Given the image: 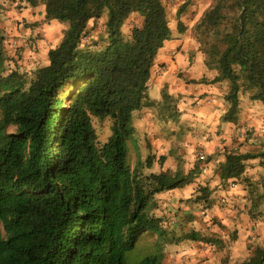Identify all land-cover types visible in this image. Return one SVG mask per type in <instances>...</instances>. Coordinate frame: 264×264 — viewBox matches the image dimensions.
Returning <instances> with one entry per match:
<instances>
[{
	"label": "trees",
	"instance_id": "obj_1",
	"mask_svg": "<svg viewBox=\"0 0 264 264\" xmlns=\"http://www.w3.org/2000/svg\"><path fill=\"white\" fill-rule=\"evenodd\" d=\"M21 1L43 7L44 20L65 29L47 64L30 77L5 73L0 34V264H163L160 242L139 261L126 259L140 235H166L161 218L149 213L153 198L189 185L195 175H144L137 167L142 162L132 168L127 160L133 114L151 105V70L171 40L163 3ZM132 15L141 24L124 37ZM102 17L104 46H84L88 25ZM177 28L182 32L180 21ZM195 29L204 65L216 75L193 83L227 84L221 120L235 124L241 96L264 104V0H214ZM169 99L163 91V105ZM92 118L112 120L102 145ZM223 152L215 170L221 183L238 180L250 159H263L264 167V151ZM164 160L148 155L144 166L157 161L162 167ZM260 185L264 202V179ZM205 191L200 188L196 199L204 201ZM238 264H264V248Z\"/></svg>",
	"mask_w": 264,
	"mask_h": 264
},
{
	"label": "rangeland",
	"instance_id": "obj_2",
	"mask_svg": "<svg viewBox=\"0 0 264 264\" xmlns=\"http://www.w3.org/2000/svg\"><path fill=\"white\" fill-rule=\"evenodd\" d=\"M161 2L165 7L171 32V40L168 43L180 41L179 46L173 48L174 53L170 56H175L183 50L182 53L191 63L197 56L202 55L196 25L205 12L212 7L214 0H161ZM179 9L182 13L177 18ZM178 21L182 24V32L177 28ZM140 24L141 19L138 16L129 17L122 28L124 37H128L132 28L139 27ZM64 29L65 25L56 21H45L41 6L30 8L21 0H0V34L3 37L5 73L17 70L30 77L34 70L47 64L48 50L59 44ZM83 40L84 46H104V17L88 25ZM165 73H167L165 65L155 62L151 72L152 82ZM172 77L186 83L183 72L173 73ZM226 89L227 84H219L217 104L218 108L224 111L226 105L223 95ZM150 94L153 96L152 93ZM149 100L150 106L143 107L135 113L134 123L137 130L127 142L129 165L135 168L138 162H142V165L137 166L140 173L144 175L158 173L161 167L157 161L148 169L144 166V160L148 155H154L157 160L160 156L159 152H164L165 160L162 165L171 164L172 167H177L174 172L168 168L166 171L171 174L186 175L194 170L195 175L192 183L186 188L188 198H180L172 205L164 201L166 206L157 195L153 198L149 213L153 217L161 218L166 235L163 240H158L150 233L140 235L135 248L126 256L128 262L139 261L153 248L154 243L160 242L163 264H173L175 255H179L180 252L183 254L188 252V260L195 257L194 262L199 261V264H232L233 261L239 260V257L235 255L236 242L242 236L241 234L245 235L248 232L251 235H247L244 239L246 246L252 249L257 246L264 248V216L261 215L262 213L259 214L264 212V202L258 198L262 192L260 182L264 179V167L261 166L263 159H250L252 163L246 165L245 174L236 181L221 183L215 173L224 160V149L232 152L239 151L241 145H238L237 133L243 137L250 134L245 131L248 129L240 124V121H243L240 115H237L236 123L229 130L232 132L231 135L223 137L227 131L222 129V126L216 125V121L214 124H205L204 121L188 120L186 125L178 124L181 116L179 110L182 106L179 98L170 96L169 102L165 105L162 101L157 104ZM240 102L242 105L245 104L244 108L249 105L244 112L248 114L250 111L252 120L257 119L258 114H264V104L251 101L247 95L241 96ZM197 103L201 105L200 100ZM250 104L253 106L250 107ZM247 109L249 111H246ZM191 114L196 113L192 112L189 116H192ZM153 120L155 127H151V131L154 134L149 136L150 130L145 133L140 129L153 125L151 122ZM92 125L97 135V142L100 145L104 144L110 136L112 120L92 118ZM185 137L197 141L195 145L190 146L188 156L184 152V148L187 149V147L181 142ZM213 138L219 139L217 142L219 144L207 153L205 146L203 147L199 141ZM152 141L157 143L154 145ZM206 142L210 143L211 140ZM199 154L204 155L203 159H199ZM174 155L177 156L175 159L172 158ZM200 188H204L208 193L204 201L196 199L200 194ZM191 234L197 238L195 241L186 239ZM180 247L184 249L178 251Z\"/></svg>",
	"mask_w": 264,
	"mask_h": 264
},
{
	"label": "crops",
	"instance_id": "obj_3",
	"mask_svg": "<svg viewBox=\"0 0 264 264\" xmlns=\"http://www.w3.org/2000/svg\"><path fill=\"white\" fill-rule=\"evenodd\" d=\"M178 41V40H177ZM174 41L173 44H170L167 42V45H164V48L160 49L158 52V55L155 59V62H160L161 64L165 65V68H167V73H165L162 76H159L154 82H152V75L150 76L149 80V86H148V97L152 101L158 104L162 101V92H164L170 97H175L179 98L181 101L182 106L180 107L181 111V116L180 120L178 121V124L181 125H186L188 120L191 121H204L205 124H214V121L217 122L216 125L222 126V129L226 130L227 132L224 133L223 137H229L231 135L230 128L234 126V124L231 123H226L222 122L221 117L224 114V109L218 108V86L217 85H206V84H194V81H199L202 78H207V79H212L216 75L215 70H208L205 65H204V57L202 55L197 56L191 63L189 58L182 53L179 52L175 54V56H170L173 55V48L178 47L180 44V41ZM166 44V43H165ZM47 62V60H46ZM45 62V63H46ZM45 65V64H44ZM43 65V66H44ZM155 66V63H154ZM153 66V67H154ZM153 69V68H152ZM152 72V70H151ZM178 72H183L184 77L186 78V83L176 80L175 78L172 77V74L178 73ZM152 93L153 96L150 94ZM152 96V97H151ZM200 100L201 106L197 101ZM196 104V105H195ZM217 105V106H216ZM244 105L240 102V110H239V115L243 119V121H240L241 125H244L249 131L250 129V136L248 137H243V135L239 136V133H237L238 137V145H241L239 147V153H254V152H262L264 151V114H258L259 117L257 119L252 120L251 114L249 109L246 111H249L247 114L245 111L246 107H249L247 105L244 108ZM252 107L253 105L250 104ZM189 106V107H187ZM252 111V110H251ZM138 112V111H137ZM135 112V113H137ZM196 113L195 115L191 114L192 116H189L190 113ZM256 112V111H254ZM135 113L133 114V127L135 130H137L136 125L134 123V118H135ZM256 118V116H254ZM221 121V122H220ZM152 123L154 122L151 121ZM155 123V122H154ZM151 124L149 127H144L141 128L140 130L147 133L150 136L151 134H154L151 130L153 127H155V124ZM152 127V128H151ZM151 128V129H150ZM253 128V129H252ZM211 140V144L207 143L206 141ZM205 139L204 141H199L202 143L203 147L205 146L207 153L208 151L214 146H216L219 139ZM153 144L155 145L157 141H152ZM183 146H186L187 149L184 148V152L187 153V156L190 152V146L195 145L197 141L191 140L189 137H185L184 140L181 141ZM196 142V143H195ZM230 144V142H228ZM227 145V144H224ZM194 147V146H193ZM184 152H181L184 154ZM160 156H164V152H159ZM177 157L174 155L172 158L175 159ZM187 159H190V157H186ZM170 158V159H172ZM169 160V159H167ZM173 160V159H172ZM224 160L222 161V163ZM258 162V160H256ZM255 162V163H256ZM248 163H252V161H247L246 165L248 166ZM207 167V166H206ZM167 168L171 171H176V166L172 167L171 164H167V166L162 165L160 168V171H166ZM206 169V168H205ZM259 169V168H258ZM245 174V173H244ZM187 186L181 188V189H174L170 191H166L163 193H160L157 195L159 199H162V203L164 206L167 204L164 203V201H168L167 203L169 204H175L180 198H188V192L186 190ZM166 213V210L164 211ZM250 233H246L245 235L241 234L242 236L239 237V239L236 242L235 245V255L239 257V260H235L232 262V264L240 263L247 258H249L253 252L252 247L246 246L245 243V238H247V235ZM251 235V234H250ZM251 237V236H248ZM258 247V246H257ZM256 248V247H255ZM184 247L178 248V251H182ZM186 254L179 253V255H175V261L173 264H199L200 262H194L195 257H192V259L189 261L188 260V252H185ZM202 254V253H201Z\"/></svg>",
	"mask_w": 264,
	"mask_h": 264
},
{
	"label": "built area",
	"instance_id": "obj_4",
	"mask_svg": "<svg viewBox=\"0 0 264 264\" xmlns=\"http://www.w3.org/2000/svg\"><path fill=\"white\" fill-rule=\"evenodd\" d=\"M85 41H86V40H85ZM82 42H84V40H83ZM245 131H247V133L249 132L248 130H245ZM248 135L250 136V134H247V137H248ZM250 137H251V136H250ZM203 157H204L203 154H199V159H203Z\"/></svg>",
	"mask_w": 264,
	"mask_h": 264
}]
</instances>
